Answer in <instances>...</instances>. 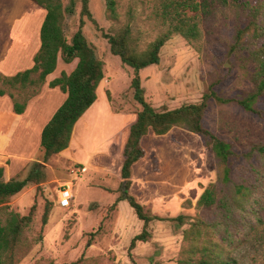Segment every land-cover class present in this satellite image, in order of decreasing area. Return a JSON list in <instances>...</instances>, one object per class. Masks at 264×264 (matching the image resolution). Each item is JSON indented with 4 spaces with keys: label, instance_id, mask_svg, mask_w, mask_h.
<instances>
[{
    "label": "rangeland",
    "instance_id": "1",
    "mask_svg": "<svg viewBox=\"0 0 264 264\" xmlns=\"http://www.w3.org/2000/svg\"><path fill=\"white\" fill-rule=\"evenodd\" d=\"M162 1L115 0L116 18L109 15L108 0H90L89 7L107 33L113 34L129 26L135 47L143 51L167 29L160 15ZM209 1L212 2L204 11H187L189 16H196L202 30L197 45H192L180 34H173L161 48L160 62L140 72L146 98L159 110L200 103L211 86L225 98H241L253 89L250 75L254 66L245 58L230 53L236 24L233 0ZM249 1L264 3V0ZM17 2L0 3L4 16L18 11L15 10ZM29 2L36 10L42 8ZM62 2L65 7L70 4V0ZM81 10L82 2L76 0L75 12L64 16L65 33L71 39L83 18L84 33L105 64L104 91L102 88L97 91L96 105L86 115V126H78L69 150L45 162L37 126L26 134L23 124L10 123L11 117L6 118L11 127L9 150L20 157L23 155L24 159H32L27 168L10 178L23 179L37 162L43 165L45 172L42 183L29 184L4 203L8 206L4 211L12 210L20 215L29 214L35 205L32 222L24 229L17 249L18 264H35L40 258L53 264H71L79 259L78 264H178L183 231L189 227V222L197 216L215 217L212 209L199 208L197 201L204 189L216 181L218 164L208 141L185 127L175 126L165 135L150 132L145 136L142 143L146 155L133 166L130 194L151 215L173 218L184 214L188 220L183 226L170 219L153 220L151 239L137 244L132 260L128 254L129 245L141 232L143 222L127 200L120 201L115 209L111 205L124 188L121 177L123 149L141 106L131 87L133 69L111 53L102 31L87 16L82 17ZM44 19L39 30L32 28L29 33L35 43L40 39ZM31 45L34 46L33 42ZM17 55H20L18 64L24 67L25 57L22 58L21 51ZM59 55L57 74L61 71L69 74L78 59L65 63ZM33 88L11 91L17 99L23 100ZM257 106L264 110V96ZM107 108L115 114L110 115ZM204 121L221 137L233 141L240 154L254 143L264 141V117L246 111L235 102L224 103L212 98ZM4 124V120L0 122V129H5ZM4 162L10 165V158L3 152L0 153V166L4 167ZM245 163L242 156L235 159V173L247 168ZM67 181L74 184L75 199L70 207L59 202L58 190ZM47 205L51 213L43 226L42 216ZM262 216L263 220L255 223L254 230L241 244L231 246L216 236L212 245L214 254L225 260L233 259L237 264H264V212Z\"/></svg>",
    "mask_w": 264,
    "mask_h": 264
},
{
    "label": "trees",
    "instance_id": "2",
    "mask_svg": "<svg viewBox=\"0 0 264 264\" xmlns=\"http://www.w3.org/2000/svg\"><path fill=\"white\" fill-rule=\"evenodd\" d=\"M43 7L47 13L40 31L41 45L34 56V66L14 75L0 72V96L9 95L13 102L14 112H25L31 98L40 93L47 76L56 70L59 54L66 63L78 59L77 66L70 73L62 72L61 76L50 82L51 87H59L67 93V98L44 126L41 133V147L44 161L68 148L76 122L97 99L96 90L104 78V61L97 55L95 48L84 33L85 21L80 20L78 30L69 39L65 33L63 20L66 13L75 12L76 0H70L64 6L62 0H32ZM81 15L87 16L102 31L108 40L113 55L119 56L123 63L133 69L131 87L135 100L141 108L130 127L129 135L123 149L121 177L124 188L121 195L111 205L115 209L119 202L127 200L137 217L143 221L140 233L136 234L129 245V256L133 260V249L139 242L151 239L150 223L153 220H174L178 225L187 223L188 216L179 214L173 218L154 216L141 204L129 189L132 185V171L136 162L143 159L146 150L143 146L145 136L153 132L165 135L175 126H182L189 131L204 137L218 164L219 172L215 182L208 185L197 201L202 209L214 211L215 217L197 216L189 222L183 231V247L178 264H237L235 260H225L215 255L212 245L214 238L220 236L228 245L241 244L255 228V223L263 220L264 212V141L254 143L242 154L237 152L235 143L221 137L204 121L209 102L212 98L219 102H235L246 111L264 117V110L257 106L264 96V3L253 4L249 0H233L236 8L234 42L230 53L245 58L254 66L250 78L253 89L241 98L222 97L211 86L200 103L183 104L173 109H157L145 95L142 85L141 70L160 62V51L173 34L182 35L192 45H197L202 36L196 16H189L188 10L204 11L209 0H163L160 15L167 29L162 32L148 47L138 50L131 36L129 26L115 33H107L99 26L89 7L90 0H81ZM115 0H108V11L112 18L117 17ZM34 87L23 100L16 98L11 90H26ZM245 158V165L235 173V159ZM255 159V161H253ZM43 165L37 162L23 179H5V169L0 166V264H18V246L24 229L33 219L35 205L29 214L20 215L12 210L4 211L10 198L21 193L30 183L39 185L44 181ZM122 182V184H123ZM51 213L47 205L42 216L45 226ZM77 260L71 264H78ZM35 264H53L52 261L40 258Z\"/></svg>",
    "mask_w": 264,
    "mask_h": 264
},
{
    "label": "crops",
    "instance_id": "3",
    "mask_svg": "<svg viewBox=\"0 0 264 264\" xmlns=\"http://www.w3.org/2000/svg\"><path fill=\"white\" fill-rule=\"evenodd\" d=\"M10 1L11 0H0V3L7 4ZM19 2H21V4L18 5ZM35 4L38 5L37 3ZM33 5L34 4H31L29 0H18L15 8V10L18 11H14L13 15L7 14L8 16L7 15L4 16V13H2L4 10L0 9L2 13L0 14V72L5 75H14L21 70L31 68L32 65L34 64V56L40 48L41 39H38V41L35 43V41L32 39L29 33L30 32L32 33L31 31L32 28H38L39 30V26L41 25L42 19L46 17L47 11L43 7L38 8L37 6L36 7L38 9L36 10L35 8H33ZM39 11L42 12H40V14H37L39 13ZM19 36L20 37L24 36V37L20 40V38H18ZM32 42L34 46L31 45ZM18 51H21V55L23 54L22 58L25 57L26 65H24V67H22L23 65L21 66V64H18L17 62L18 59L17 57L20 56L17 55ZM57 66L60 68V64L57 63ZM56 71H57V67L53 73L47 76V82L43 86L42 91L40 92V94L30 99L25 112L22 114H17L14 112L12 99L8 95L0 96V122H2L3 120L5 122L4 124L5 129L4 130L0 129V153L4 152V156L6 155L10 158V165L4 162L5 177L7 178V180L10 179V177L17 175L21 170L27 168L32 160L29 158L24 159L23 155H21L22 157L21 158L20 154L18 156L16 155V153L13 154L9 150L10 143H12V139L10 138L11 137L10 123L13 124L19 123L20 125L23 124V130L26 132V134L31 132V130L36 125L38 129L37 132L40 133L41 136L44 126L52 118L56 110L63 104V102L67 98V93L63 92L59 87L50 86V82L55 78L61 76L62 74V71L61 73L58 72V74ZM71 72H69V74ZM104 81H105V77L98 85L96 93L101 88L104 91V87H103ZM94 104L95 102L76 122L73 128L70 144L68 148L63 150L64 152L70 149V145H72L74 135L77 133L78 126L81 125V128H84V126H86V123H88L86 122L87 120H85L87 117L86 115L90 113V111H93L95 107ZM107 109L109 110L108 112H110V115L112 114L113 116L115 114L114 112H112L110 108ZM9 117H11L10 123H8L9 120L8 121L6 120V118ZM2 131H4V133ZM24 140H25V136H24ZM16 161L18 162L16 163ZM14 163H16L17 166L16 169H13ZM85 168L86 167H84L83 170ZM139 243H145V242H139Z\"/></svg>",
    "mask_w": 264,
    "mask_h": 264
},
{
    "label": "built area",
    "instance_id": "4",
    "mask_svg": "<svg viewBox=\"0 0 264 264\" xmlns=\"http://www.w3.org/2000/svg\"><path fill=\"white\" fill-rule=\"evenodd\" d=\"M74 184L72 181L64 182L58 192H59V202L66 207H70L72 202L75 199V195L73 192Z\"/></svg>",
    "mask_w": 264,
    "mask_h": 264
}]
</instances>
